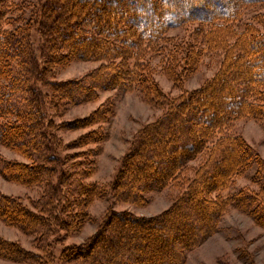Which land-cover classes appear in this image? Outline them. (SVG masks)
Listing matches in <instances>:
<instances>
[{
  "label": "trees",
  "instance_id": "obj_1",
  "mask_svg": "<svg viewBox=\"0 0 264 264\" xmlns=\"http://www.w3.org/2000/svg\"><path fill=\"white\" fill-rule=\"evenodd\" d=\"M8 1L0 0V143L30 164L0 157V176L43 191L31 208L19 197L0 192V222L34 236L38 252L0 236V259L18 264H186L187 253L218 231L229 206L264 225V160L231 133L234 123L245 118L264 127V31L252 23L234 28L243 10L264 0H46L35 19L47 53L46 71L35 60L30 27L3 28ZM207 6L213 11L205 14ZM192 23L210 26L208 31L197 30L196 38L223 58L212 79L170 98L152 78L154 70L146 58H167L164 72L173 81L181 77L178 68L194 69L202 51L192 44L171 45L174 41L167 37L169 31ZM76 60L102 64L79 80L47 83L51 97L45 101L37 84L45 81L48 69ZM109 89H138L165 111L136 133L107 191L84 182L92 175V161H74L67 167L77 157L55 155L59 148L98 143L100 134L90 132L62 146L52 133L59 127L44 107L59 111L93 102L98 91ZM105 109L64 129L89 127L110 113ZM199 157L203 160L193 177L181 180L188 164ZM253 165L251 179L261 190L242 188L222 198ZM172 184L180 186L181 193L162 216L146 220L109 211L93 236L54 255L52 238L60 232L79 233L92 221L87 208L96 199L109 195L141 206L146 193ZM198 211L206 218L201 220ZM194 221L196 231L191 229Z\"/></svg>",
  "mask_w": 264,
  "mask_h": 264
},
{
  "label": "rangeland",
  "instance_id": "obj_2",
  "mask_svg": "<svg viewBox=\"0 0 264 264\" xmlns=\"http://www.w3.org/2000/svg\"><path fill=\"white\" fill-rule=\"evenodd\" d=\"M45 1L9 0L7 3L8 20L3 25V28L9 31L26 25L30 27L32 51L39 69L42 71L46 69L45 58L47 53L44 52L39 25L35 22V19ZM212 11L213 9L207 6L205 14ZM238 20L234 25L235 30L241 29L245 23H252L261 31H264V4L243 10ZM199 29L208 31L210 26L192 23L167 33V37L174 41L171 45L178 43L192 44L202 51V56L194 69L183 71H181L182 67L177 69V73H181L178 81H173L164 72L167 58L159 54H153L146 58V61H149V65L154 70L152 78L159 89L170 98H176L184 92H191L200 88L205 82L212 79L219 70L223 54L209 51L205 42L200 37L199 39L196 38L195 32ZM101 64V62L96 61L76 60L64 66H55L52 70L47 68L48 72H46L45 81L37 84V87L45 94V97H48L45 98V101L49 103L51 91L48 89L47 83H64L79 80L97 69ZM48 105L44 107V111L49 119H52L55 125L59 127V129H54L52 133L57 141L60 140L62 142V146L84 137L90 132L97 131L100 134L101 141L98 143L67 150L59 148L55 155L62 158L75 155L73 157L77 158L70 160L68 165H66L67 167L74 161H85L84 159L92 161L94 164L92 175L85 179L84 182L86 184L97 183L107 191H109L110 185L115 180L121 162L129 152L136 133L155 122L165 111L164 108L157 107L149 99H146L138 89L126 91L116 89L100 90L93 102L62 107L59 111L51 109ZM105 108H109L111 111L108 115L103 116L102 120L100 119L101 121L98 120L99 122L89 127L77 130L69 129L68 127L64 129L65 125L83 120L97 109L105 111ZM231 133L240 135L264 160V127L261 122L248 118L240 119L234 123ZM79 155L80 157H78ZM0 157L8 161L30 164L28 159L8 149L1 143ZM202 160L203 157H199L191 161L183 172L181 180L186 181L192 178L194 169L200 165ZM255 170L256 166L253 165L245 176L236 179L232 186L223 191L221 197L226 198L242 188H248V190L255 193L259 192L261 184L251 179ZM261 183H264V181ZM179 187L176 184H172L160 192L146 193L144 196L147 202L141 206L117 202L109 195L96 199L87 208L92 221L88 222L79 233L66 236L64 232H60L57 237L52 238L54 255L59 256L63 249L72 245L82 244L93 236L109 211L127 212L137 218L146 220L162 216L170 210L176 198L180 195ZM42 191L43 188L41 187H27L15 184L6 181L0 176V192L8 196L19 197L29 208H31V202L42 195ZM213 196H216V194H213ZM186 213L189 214V211H186ZM198 213L201 220L206 218L203 211H198ZM192 225L191 229L196 231L198 228L197 221H194ZM191 229H184L183 232ZM120 235L119 238L123 239L124 234ZM0 236L9 241L19 243L26 250L38 253L34 244V236H27L18 229L6 226L2 222H0ZM0 264L18 263L0 259ZM186 264H264V225L259 224L251 215L229 206L218 224V231L206 238L196 249L187 253Z\"/></svg>",
  "mask_w": 264,
  "mask_h": 264
}]
</instances>
